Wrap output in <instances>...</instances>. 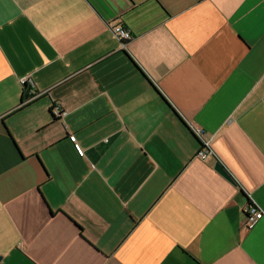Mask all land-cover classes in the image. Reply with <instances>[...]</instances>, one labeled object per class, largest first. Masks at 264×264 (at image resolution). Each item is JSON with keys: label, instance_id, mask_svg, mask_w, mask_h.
Wrapping results in <instances>:
<instances>
[{"label": "crops", "instance_id": "obj_1", "mask_svg": "<svg viewBox=\"0 0 264 264\" xmlns=\"http://www.w3.org/2000/svg\"><path fill=\"white\" fill-rule=\"evenodd\" d=\"M0 264H264V0H0Z\"/></svg>", "mask_w": 264, "mask_h": 264}, {"label": "built area", "instance_id": "obj_2", "mask_svg": "<svg viewBox=\"0 0 264 264\" xmlns=\"http://www.w3.org/2000/svg\"><path fill=\"white\" fill-rule=\"evenodd\" d=\"M110 29L113 35L117 38V40L120 42V44L123 47L128 41L132 39L133 35L131 31L125 26H123L121 23H118L117 21H114L110 24ZM20 83L26 87L25 90L27 91L28 95H31L32 97L35 96L33 95V89H32L34 87L33 81L31 80L30 77H24L20 79ZM53 113L57 115L63 114V112H61L59 108L53 109ZM197 132L201 134V131L200 132L197 131ZM204 144L208 147V144L206 141ZM208 155H209V152H207V149L197 151V157L201 160H204ZM245 210L247 211V216L245 217V223H244V226L246 227L251 226L253 223L256 222V220L260 219L263 216V212L261 210H258L255 206L254 207L247 206Z\"/></svg>", "mask_w": 264, "mask_h": 264}, {"label": "trees", "instance_id": "obj_3", "mask_svg": "<svg viewBox=\"0 0 264 264\" xmlns=\"http://www.w3.org/2000/svg\"><path fill=\"white\" fill-rule=\"evenodd\" d=\"M161 98L165 101V103L169 106V108L173 111V113L175 114V116L179 119V121L189 130V132L191 133V135L193 136V138L196 140L197 144L199 145L198 150H206L208 147L204 144L205 140L202 137V135L200 133L197 132L196 129H194L193 127L187 126L185 124V122L183 121V119L181 118V116L179 114L176 113V111L170 106V104L161 96ZM55 105H53L51 107V111H50V115L51 117L54 119L55 118V114L53 113V109H54ZM6 130V129H5ZM6 134L10 137V134L8 133V131H5ZM197 150V151H198ZM242 194L247 198V206L250 207H254L253 203L250 201V198L248 197V194L242 192ZM244 214V218L247 216V211L244 210L243 211Z\"/></svg>", "mask_w": 264, "mask_h": 264}, {"label": "water", "instance_id": "obj_4", "mask_svg": "<svg viewBox=\"0 0 264 264\" xmlns=\"http://www.w3.org/2000/svg\"><path fill=\"white\" fill-rule=\"evenodd\" d=\"M214 169L220 173L223 177H225L229 182L235 184L236 181L232 177V175L229 173V171L225 168V166L221 163V161H216L214 164Z\"/></svg>", "mask_w": 264, "mask_h": 264}]
</instances>
